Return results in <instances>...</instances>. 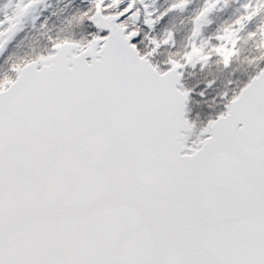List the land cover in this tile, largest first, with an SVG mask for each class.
<instances>
[{
  "label": "snow or ice",
  "instance_id": "snow-or-ice-1",
  "mask_svg": "<svg viewBox=\"0 0 264 264\" xmlns=\"http://www.w3.org/2000/svg\"><path fill=\"white\" fill-rule=\"evenodd\" d=\"M82 2L84 35L21 60L44 0L3 3L0 264H264V0L204 37L205 0L180 49L190 0Z\"/></svg>",
  "mask_w": 264,
  "mask_h": 264
},
{
  "label": "flooded vegetation",
  "instance_id": "flooded-vegetation-1",
  "mask_svg": "<svg viewBox=\"0 0 264 264\" xmlns=\"http://www.w3.org/2000/svg\"><path fill=\"white\" fill-rule=\"evenodd\" d=\"M190 1L193 2L194 0ZM5 2L6 0H0V19L3 18L5 12L8 15H12V8H3V3ZM170 3L171 0H156L155 6L157 8L163 9ZM189 5L183 11L177 10L171 13V15L179 18L178 12H191ZM85 6L86 5L82 2V0H44V4L41 5L40 10L35 11L24 18L23 31L19 32L8 45V54L10 56H13L14 53L16 55L20 54L18 50L20 49L21 45H18L20 43L29 44L32 41L34 43L35 54L43 52L49 46L47 38L52 33L53 25L55 31H62L63 26H67L66 29L63 30L66 36L74 34L76 38H79L80 36L84 35L83 26L78 25L77 22L73 20V17L77 14L78 10ZM185 13H183V16ZM33 15L39 16V19L35 22V26L32 22ZM52 19L55 21L54 24L52 23ZM3 68L4 66H0L1 72H3Z\"/></svg>",
  "mask_w": 264,
  "mask_h": 264
},
{
  "label": "trees",
  "instance_id": "trees-1",
  "mask_svg": "<svg viewBox=\"0 0 264 264\" xmlns=\"http://www.w3.org/2000/svg\"><path fill=\"white\" fill-rule=\"evenodd\" d=\"M190 2H192V1H190ZM189 6H191V12H186V13L185 12H178L179 18L176 19V20H178V26L174 29V31H175L176 36H177V48L178 49L182 48L183 44L186 42V40L181 41L180 34L187 32V29L184 27L185 25L184 24L181 25V24L183 22H185V20L193 19V17L196 14H198L199 11L203 8L202 4H195L194 6H192L190 3ZM166 7H168V5L165 6L164 8H166ZM243 11H244V9H243ZM243 11L240 10V12H243ZM225 12L226 11H224L223 8H220V9L216 8L211 14H209L208 20H210V21L214 20V17H216L217 15L221 17L220 19H229L224 25V27H226V26L232 24L233 21L236 20V18H234L236 16V14H234V12L233 13H231V12L227 13L226 12V14H225ZM183 13H185L184 16H183ZM258 24H262V22L258 21L254 26H251L250 28H252V29H250V31L254 30ZM186 25H192V21L191 20L188 21V23ZM167 27L173 29L171 25H169ZM224 27H222L219 23L207 24L204 28L203 35H204V37L214 35L219 29H222ZM191 29H192V26H191L190 30ZM240 48H241L240 60L236 64H234V67L236 69H238L241 73H243L248 68V65L244 61L248 56L254 54V50H253L251 42L247 41L245 39H241ZM33 55H35V53H28V54H25L22 56L26 57V58H31ZM210 70L217 75L226 76V73L223 72L222 66H218L216 64H213L211 66ZM3 71H4V68H3ZM0 74H2L1 70H0Z\"/></svg>",
  "mask_w": 264,
  "mask_h": 264
},
{
  "label": "rangeland",
  "instance_id": "rangeland-1",
  "mask_svg": "<svg viewBox=\"0 0 264 264\" xmlns=\"http://www.w3.org/2000/svg\"><path fill=\"white\" fill-rule=\"evenodd\" d=\"M205 0H194L191 5L194 6L195 4H202L203 6H205V3H204ZM247 2V0H227V3L224 4L223 3V0L221 2V4H219L216 8H223L224 11H226L227 13H233L236 14V16L234 18H238L240 17L241 15L244 14V11H243V5ZM190 9H191V6H190ZM240 10H242L243 12H240ZM225 12V14H226ZM70 18V17H69ZM176 18L178 17H175L173 15L170 14L169 16V20H168V24L167 26L171 25L173 30L178 26V20H176ZM221 17L220 16H216L214 17V20L211 21V23H219L222 27H224L225 23L229 20V19H220ZM192 21V19H189V20H185V22H183L181 25H185L184 27L187 29V32H184L183 34H180V37H181V41H185L186 38L188 37V35L190 34L191 30V26L192 25H186L188 23V21ZM258 21H261L262 23H264V15H259L257 16L248 26H247V30L246 31H250V28L251 26H254ZM52 23L54 24L55 21L54 19H52ZM69 23V21H68ZM67 26H63V30L66 29ZM55 31V28H54V25L52 26V33L51 35L52 36H66V34H64V31ZM68 34V33H67ZM69 36V35H67ZM242 36H244V33H242ZM246 40V39H245ZM21 45V46H20ZM18 46H20V49L18 50V52L20 54H13V56H11L12 59L14 60H21V59H24L26 57H23L22 55H25V54H28V53H35V50H34V43L33 41L30 42L29 44H22L20 43ZM3 73V72H2Z\"/></svg>",
  "mask_w": 264,
  "mask_h": 264
}]
</instances>
